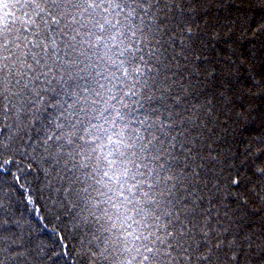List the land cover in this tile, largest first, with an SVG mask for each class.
<instances>
[{
	"label": "trees",
	"instance_id": "1",
	"mask_svg": "<svg viewBox=\"0 0 264 264\" xmlns=\"http://www.w3.org/2000/svg\"><path fill=\"white\" fill-rule=\"evenodd\" d=\"M189 12L0 0V264H264V98L213 131Z\"/></svg>",
	"mask_w": 264,
	"mask_h": 264
},
{
	"label": "snow or ice",
	"instance_id": "2",
	"mask_svg": "<svg viewBox=\"0 0 264 264\" xmlns=\"http://www.w3.org/2000/svg\"><path fill=\"white\" fill-rule=\"evenodd\" d=\"M182 2L191 8L188 14L190 20L198 18V22L188 25L194 28V31L183 34L189 46L187 50L194 52L195 56L193 66L196 71L189 73V76L196 80L201 96H204L205 92L208 93L204 97L201 110H208L206 119L211 118L214 112L217 114L216 120L213 121V131H218L215 124L218 122L220 128H226L236 107L240 108V112L235 113L237 120L250 110L245 105L246 98H264V71L257 73L245 67L248 63L245 52L253 61H256L260 53H264V19L256 20L254 16L248 17L242 11L247 0ZM255 3L264 9V0H255ZM257 63L260 69H264V59ZM221 115L223 119L220 118ZM256 143L258 149L254 158L258 160L264 155V147H259L264 145V137L258 138ZM250 150L249 145L246 152ZM257 176L264 177V167ZM241 179L237 174L232 187L239 185ZM253 188V195L260 200V197L264 196V192L260 191L261 185H253ZM242 203H247L246 198ZM251 239L252 237H249V240Z\"/></svg>",
	"mask_w": 264,
	"mask_h": 264
}]
</instances>
